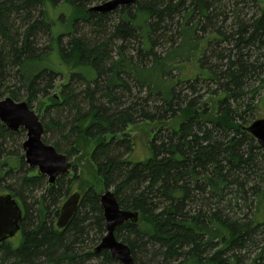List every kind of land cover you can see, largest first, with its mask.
Listing matches in <instances>:
<instances>
[{"label":"trees","instance_id":"16d2710c","mask_svg":"<svg viewBox=\"0 0 264 264\" xmlns=\"http://www.w3.org/2000/svg\"><path fill=\"white\" fill-rule=\"evenodd\" d=\"M108 1L0 0V99L36 108L44 143L68 157L87 153L120 207L140 213L116 232L136 264H264V150L247 131L264 89V0L90 11ZM65 6L71 29L55 39L52 10ZM56 55L68 77L58 96ZM141 126H153V158L132 163L129 127ZM22 133L0 122V163L16 156ZM30 173L2 179L0 193L24 218L21 238L0 244V264H119L95 252L107 234L99 193L82 190L58 230L73 180L50 186Z\"/></svg>","mask_w":264,"mask_h":264},{"label":"water","instance_id":"95a60500","mask_svg":"<svg viewBox=\"0 0 264 264\" xmlns=\"http://www.w3.org/2000/svg\"><path fill=\"white\" fill-rule=\"evenodd\" d=\"M137 1L110 0L91 7L90 11L109 14L122 7H132ZM0 122L12 134H18L22 130L27 132V139L22 146L25 160L31 169H37L38 175L48 178L50 186H54L61 176H68L71 173L72 164L68 157L59 153L53 146L44 143L45 127L40 116L30 108L27 102H16L10 97L1 100ZM247 131L264 150V119L256 120L247 128ZM81 199V193L75 192L65 200L56 221L58 230H64L69 225L79 208ZM99 199L106 221L107 234L95 252L107 251L120 264H136L131 248L116 238V232L126 223L136 224L140 213L123 210L115 192L111 189H106L99 194ZM23 218V210L15 197L10 193L0 194V244L17 236L21 231Z\"/></svg>","mask_w":264,"mask_h":264},{"label":"rangeland","instance_id":"374dc122","mask_svg":"<svg viewBox=\"0 0 264 264\" xmlns=\"http://www.w3.org/2000/svg\"><path fill=\"white\" fill-rule=\"evenodd\" d=\"M68 12H69V10L66 6L63 8L52 10V14L54 16H56V19L54 22V24H55L54 25V31H53V36L55 37V39H57V37L59 35H61L63 33H67L69 28L71 29V27H70L71 25L67 26L65 24L66 20L61 19V15H65V18L68 19L67 18ZM0 44H1V38H0ZM53 61H54L53 66L56 69H59L61 67V64L58 61L57 55L53 57ZM60 71L65 76L61 77L57 82L58 88H56L53 92V94L57 95V96L59 95V93L61 91L60 87L64 84H66L67 79H68V77L66 75L67 74L66 67L62 66L60 68ZM258 85L255 84L256 87ZM7 97H9V96L6 95L5 98H7ZM251 97H252V95H248V97L246 99L249 100ZM255 97H256L255 104L257 105V109L251 115L252 116L251 120L253 122L255 120H258V119H264V89L263 88L260 89L258 94ZM5 98L0 99V101L4 100ZM33 110L38 114L36 108ZM41 118H43V116H41ZM46 122H47V120H46ZM152 129H153V126H151V127L143 126L141 129L137 128V127H129V133L134 138V141H135L134 151H133L132 156L129 159L132 163H145L149 159L153 158L151 141L153 140L154 135H153ZM22 131H23L22 137L20 138V140H18V145H17V147H15L13 149L15 151L14 155H16V156H13V157L7 159L3 163H0V191L4 190L5 184H4L2 179L6 177V173L9 170H15V172H19L20 169H23V167H25V170H30V172H31L30 176H34V175L38 174L37 169H31L25 160V157H24L25 153H24L22 146H23V142L27 139V132L25 130H22ZM45 137H47L48 140L46 139L45 141L48 143H50V141L56 140L55 137H52V139H51V136H49V135H45ZM48 145H50V144H48ZM94 147H95V144L91 143L89 149L94 148ZM87 155L88 154L85 152L83 153V155L79 154V155H76L75 157H68L66 155L72 164L71 173L67 176L68 179L70 178L73 180L72 181V193L76 192V191L81 192L82 190H86L89 188H94L99 194H102L106 190V188L103 184V181L98 176L96 167L90 163V161L87 158ZM4 163L7 164V166H4L3 165ZM74 168H76L77 170L75 171ZM110 189L114 190L113 188H110ZM17 238H18L17 240H19L21 238V235L19 234L17 236ZM100 243L101 242H99L98 245ZM88 248H91V247H88ZM255 254H256L255 252L251 253L247 259V262H250L249 260H252L255 256Z\"/></svg>","mask_w":264,"mask_h":264},{"label":"flooded vegetation","instance_id":"af4514ba","mask_svg":"<svg viewBox=\"0 0 264 264\" xmlns=\"http://www.w3.org/2000/svg\"><path fill=\"white\" fill-rule=\"evenodd\" d=\"M66 176V175H65ZM77 192V191H76ZM75 193V192H74ZM0 194H6V193H0ZM82 195V194H81ZM18 202V201H17ZM19 203V202H18ZM20 205V204H19ZM20 207L22 208V210H23V215H24V209H23V207L20 205ZM22 223V222H21ZM21 231H22V226H21ZM21 231L17 234V236L21 233ZM17 236L14 238V239H16L17 238ZM14 239H11V240H9V241H6V242H10V241H12V240H14ZM5 242V243H6ZM3 244V243H2Z\"/></svg>","mask_w":264,"mask_h":264}]
</instances>
